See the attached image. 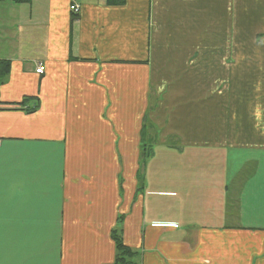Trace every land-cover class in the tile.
Here are the masks:
<instances>
[{
	"label": "crops",
	"instance_id": "crops-1",
	"mask_svg": "<svg viewBox=\"0 0 264 264\" xmlns=\"http://www.w3.org/2000/svg\"><path fill=\"white\" fill-rule=\"evenodd\" d=\"M76 1L0 0V264H264V0Z\"/></svg>",
	"mask_w": 264,
	"mask_h": 264
},
{
	"label": "rangeland",
	"instance_id": "rangeland-1",
	"mask_svg": "<svg viewBox=\"0 0 264 264\" xmlns=\"http://www.w3.org/2000/svg\"><path fill=\"white\" fill-rule=\"evenodd\" d=\"M71 12L73 13V11H71ZM75 15H77V14H75ZM202 27H203V25H201V28ZM203 35H208V33H203ZM208 46H209V40H207L205 43H203L202 49H205V47H208ZM175 90H176V88H173V87L165 88L166 94L162 95V97H160V98H157V100L159 101V100H161V98L167 97L168 95L172 96L171 94L176 92ZM154 93H155V91H154ZM152 103H153V100L151 99V102H150L151 106H152ZM173 110H171V111H173ZM161 121H162V119L160 116L154 118V120L144 118V120L139 119V120L134 121V125L135 124L138 125V132H139V129L141 128V125L143 124L149 133L151 131V128H153L154 133L162 134V127L160 126ZM158 140H159L158 138L155 139V141H157V142H155L156 143L155 145H157ZM153 143L154 142H152V143L147 142L141 146L139 143V145H138L139 148L136 152L135 151L122 152V161H123V164H122V180L124 183V181L126 180V176L131 177V179H132V191H134V180L136 181V197L137 198H139L141 196L142 191H143V187H145L144 171H145V167H146L148 161L151 159V155L153 153V151L151 150V148L152 149L154 148ZM150 144H152V145L150 146ZM141 148L151 150L152 152L146 151L145 153H149V155L146 156L145 158H143V156H142L143 151L142 152L139 151ZM145 159H146V161L144 162ZM126 162H129L131 164L130 173L132 171L133 174H130L129 172H127ZM135 170H136V173H135Z\"/></svg>",
	"mask_w": 264,
	"mask_h": 264
},
{
	"label": "trees",
	"instance_id": "trees-1",
	"mask_svg": "<svg viewBox=\"0 0 264 264\" xmlns=\"http://www.w3.org/2000/svg\"><path fill=\"white\" fill-rule=\"evenodd\" d=\"M0 84H1V80L8 74L9 72V62H3L0 61ZM26 101V100H25ZM144 120V119H143ZM147 132L146 127H144V125L142 124L141 127V132H140V146L147 143L146 139H145V134ZM157 136V135H156ZM151 143V140L148 142ZM155 144V141H154ZM152 144H150L151 146ZM151 148V147H150ZM151 150L153 151V149L151 148ZM151 150H147V149H143L141 148L139 151L142 152V156L143 158H145L146 156L149 155V153H145L146 151H151ZM151 151V152H152ZM153 154V153H152ZM152 156V155H151ZM146 161V159L144 160V162ZM112 240L114 242L115 245V250H116V258L114 261V264H133L132 260H130L129 258H132L135 254L131 251L130 248H128L127 246H125L123 244V242L121 241L120 235L118 234L117 231L112 232Z\"/></svg>",
	"mask_w": 264,
	"mask_h": 264
},
{
	"label": "built area",
	"instance_id": "built-area-1",
	"mask_svg": "<svg viewBox=\"0 0 264 264\" xmlns=\"http://www.w3.org/2000/svg\"><path fill=\"white\" fill-rule=\"evenodd\" d=\"M75 2L76 1L73 0L72 5L70 6V10L73 11V14H78L79 13V8H78V5ZM41 71H42V68H40V66H39V68H37L35 70L36 73H41Z\"/></svg>",
	"mask_w": 264,
	"mask_h": 264
}]
</instances>
